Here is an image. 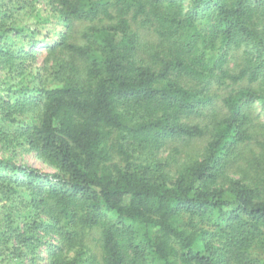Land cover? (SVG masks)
Returning a JSON list of instances; mask_svg holds the SVG:
<instances>
[{"label": "trees", "instance_id": "16d2710c", "mask_svg": "<svg viewBox=\"0 0 264 264\" xmlns=\"http://www.w3.org/2000/svg\"><path fill=\"white\" fill-rule=\"evenodd\" d=\"M39 1L0 0V68L55 43L0 86L2 261L264 264V0Z\"/></svg>", "mask_w": 264, "mask_h": 264}, {"label": "rangeland", "instance_id": "374dc122", "mask_svg": "<svg viewBox=\"0 0 264 264\" xmlns=\"http://www.w3.org/2000/svg\"><path fill=\"white\" fill-rule=\"evenodd\" d=\"M34 7L36 8V10H39V13L41 14V16L46 15V11L50 8L48 6L47 2L44 0L37 2ZM32 11L33 10H29V12H32ZM24 15H25V13L22 12V16H18L17 14L15 16L18 18L19 21H21L23 23H27L26 25L28 27H32L33 25H35V19L33 17L26 19V17ZM24 17H25V19H24ZM53 44H55V43L52 42L50 45H53ZM50 45L46 46L45 44L41 43L38 46L37 52H36V53H38V55H37L38 57H36L32 61L28 62L30 64L24 68V71L22 73L20 72V73L8 74L6 70H3L2 68H0V86L2 83H5L7 81L19 82L20 84L21 83L27 84L28 82L33 80L34 77L37 79L36 74H38V73L45 76L46 73H45L44 67L46 65L52 66L54 64L53 59L47 55V49L48 48H46V47H49ZM62 57H63V55H62ZM10 75H12V76L10 77ZM215 108H216V106H215ZM253 111L255 112L259 121L264 123V105L262 103L254 104L253 105ZM204 143H205L204 139L194 140V141H190V142H183V141L182 142H176L175 145L172 144V145L166 147L158 155V157L162 160H164V159L166 160L169 158L170 161L172 160L171 161L172 164H176L177 162H179L180 164L186 163L187 161H190V160L196 158L197 156H199L201 154V152L204 148ZM174 148H178L180 150L179 155H177L176 160L173 159V156L175 155ZM6 154H7V150H6L5 146L0 144V156L6 155ZM14 158L18 164L31 165V166L39 168L45 172L51 171V169L47 165L43 164L40 160L36 159L34 154H32L31 152H28L26 150L25 151L21 150V152L19 150H17ZM115 161L118 162L119 158L115 157ZM9 204H11L9 201H5V200L2 201L0 199V220H4L3 216L5 215V213H6L5 211L7 210V209H5V207H8ZM14 207H15V209L13 210V212H15V213L26 214L28 211V209L24 207V205L22 204L21 201H16V204ZM20 220L21 219H19L17 222L20 223L21 222ZM0 225L4 226V224L2 225L1 222H0ZM0 264H11V263L3 262L1 257H0ZM43 264H46V262H43Z\"/></svg>", "mask_w": 264, "mask_h": 264}]
</instances>
